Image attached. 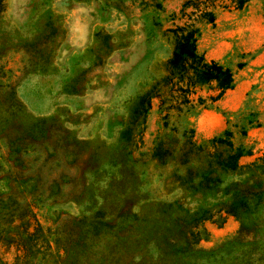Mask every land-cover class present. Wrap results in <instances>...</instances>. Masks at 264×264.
Wrapping results in <instances>:
<instances>
[{"label": "rangeland", "instance_id": "374dc122", "mask_svg": "<svg viewBox=\"0 0 264 264\" xmlns=\"http://www.w3.org/2000/svg\"><path fill=\"white\" fill-rule=\"evenodd\" d=\"M184 1L0 0V207L17 218L33 205L44 226L69 234L76 264H118L126 250L155 256L159 240L196 223L206 233L192 250L205 253L206 264H264V0L239 10L215 2L213 22L182 9ZM185 24L198 28L197 51L229 67L235 84L214 102L194 103L175 125L192 127L200 143L230 129L251 151L238 170L212 174L206 186L199 175L188 181L185 166L150 158L162 125L157 99L143 125L130 117L164 72L173 30ZM210 88L196 87L192 98L215 95ZM120 172H134L135 182L123 188ZM245 190L249 209L225 214ZM157 203L169 204L168 213L158 215ZM121 212L137 213L142 227L123 236ZM91 222L98 228L87 237ZM241 226L249 229L237 236ZM14 253L0 246L5 258Z\"/></svg>", "mask_w": 264, "mask_h": 264}, {"label": "trees", "instance_id": "16d2710c", "mask_svg": "<svg viewBox=\"0 0 264 264\" xmlns=\"http://www.w3.org/2000/svg\"><path fill=\"white\" fill-rule=\"evenodd\" d=\"M215 2L222 3L223 8L232 7V10H239L245 7L248 0H185L182 9L192 7L201 19L206 22H213L214 13L209 7ZM173 32V48L171 55L163 64V74L156 78L138 97L130 117L132 124H135L134 127L143 125L146 114L151 108L152 100L157 99L159 108L163 112L161 116L162 125L160 134L151 148L150 158L158 164L173 162L183 165L187 170L185 173L188 176V181L199 175L201 184L206 186L212 174L218 172L232 173L238 170L241 167L239 159L244 155H249L251 151L232 140L230 129H225L221 135L200 143L194 139L192 127H183L182 130H179L175 125L177 118L185 115L194 103L204 106L206 99L214 102L226 90L233 88L235 77L229 67L216 60H206L197 51L198 28L193 24L176 27ZM205 85L210 86V89L216 91V94L208 95L207 98L197 96L194 100L192 98L194 89ZM170 118L174 119L172 125H169ZM246 129L242 126L240 128L241 134L245 135ZM123 132L125 141H130L131 129L127 128ZM125 151L127 150L122 148L118 152V163L123 168L127 167L129 158V151ZM194 163L197 164L194 166ZM136 177L134 172H120L118 183H122L124 188L130 182H135ZM111 189H114L113 184ZM244 193L242 196H235L225 204L223 209L225 214L237 217L249 209L252 199L251 190H245ZM157 206L158 215L168 213L169 204L157 203ZM1 207L0 246L4 248L14 247L15 253L11 260L0 254V264H60V262L62 264V261L64 259L68 261V258L71 259L69 264H76L80 259L77 254L78 251L74 252L73 248H69L71 241L69 234L60 235L55 231L52 232L50 227L44 226L37 219L32 208L33 205L29 206L30 208H25L24 214L18 215L17 218L16 216L13 217L11 213H7V215L3 212L5 208ZM13 208L16 209V207ZM105 209L109 210V214H113L117 210L115 204H111ZM122 215L124 218L121 219L119 230L123 236L130 232L132 234L142 227L143 224L141 223L143 222L140 221L137 213L124 214L121 212L117 216ZM96 216L99 214L97 213ZM205 219L209 218L204 217L200 220ZM98 223L91 222L89 225L91 228L83 229L85 236L94 234L98 228ZM105 226L110 228L106 230L110 237L120 238L117 236V232L111 231L115 225L105 223ZM248 229L246 226H241L237 231V236L246 234ZM175 233L173 237H164L158 241V252L155 256L146 257L147 252H136L129 256V250H126L119 256L120 262L118 264H206L201 260L205 253L200 249L192 250V247L201 240V235L206 233L205 228H200L196 223L191 227L183 226L181 230ZM229 242L228 240L226 243ZM190 253L197 255L198 258H191Z\"/></svg>", "mask_w": 264, "mask_h": 264}]
</instances>
